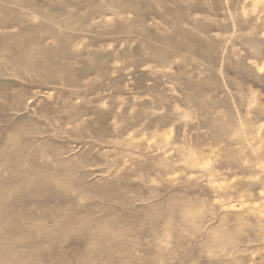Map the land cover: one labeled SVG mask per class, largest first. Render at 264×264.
Masks as SVG:
<instances>
[{
  "label": "rangeland",
  "instance_id": "obj_1",
  "mask_svg": "<svg viewBox=\"0 0 264 264\" xmlns=\"http://www.w3.org/2000/svg\"><path fill=\"white\" fill-rule=\"evenodd\" d=\"M0 264H264V0H0Z\"/></svg>",
  "mask_w": 264,
  "mask_h": 264
}]
</instances>
